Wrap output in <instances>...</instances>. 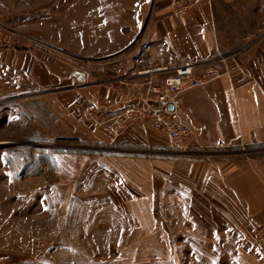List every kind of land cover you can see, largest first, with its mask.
Segmentation results:
<instances>
[{
    "label": "rangeland",
    "instance_id": "374dc122",
    "mask_svg": "<svg viewBox=\"0 0 264 264\" xmlns=\"http://www.w3.org/2000/svg\"><path fill=\"white\" fill-rule=\"evenodd\" d=\"M151 1L0 0V264H245L239 233L212 228L158 156L149 166L82 128L83 69L103 63ZM222 1L227 11L259 3ZM233 17L230 60L258 58L264 81V17ZM57 61L70 83L38 86L27 71ZM15 66L26 69L20 88ZM260 148L249 155L264 171Z\"/></svg>",
    "mask_w": 264,
    "mask_h": 264
},
{
    "label": "crops",
    "instance_id": "0c3cea01",
    "mask_svg": "<svg viewBox=\"0 0 264 264\" xmlns=\"http://www.w3.org/2000/svg\"><path fill=\"white\" fill-rule=\"evenodd\" d=\"M182 1L190 5L185 15L174 12L173 0L143 4L145 9H140L139 17L129 20L136 25L129 27L119 47L107 53V59L95 70L83 69L85 84L79 90L77 108L80 112L94 108L100 117H110L137 101L134 87L127 83L137 80L136 49L124 52L137 39L140 43L166 41L170 55L177 61L190 58L218 64L219 56L226 55L229 75L191 89L178 100L180 113L202 146L190 152L179 151L167 133L145 123L115 135L107 125L85 117L82 128L89 141L129 150L130 155L142 157L149 166L152 156H158L167 181L175 182L176 190L191 199L190 206L206 216L212 228L223 225L224 230L239 233L245 264H264L253 235L256 229L264 230V171L260 160L249 155L264 146V81L257 70L261 66L258 58L247 59L245 52L230 60L232 50L225 41L232 27L229 23L242 22L233 16L250 15L263 21L264 0L250 7L247 2L243 5L247 8L238 11H227L222 0ZM233 30L235 38L242 37L240 29L233 26ZM243 37L249 38L247 34ZM69 66L57 61L44 66V72L38 68V75L34 68L27 71L38 86L50 87L71 82ZM15 69L20 88L25 68ZM74 94L75 89H69L64 98L73 100Z\"/></svg>",
    "mask_w": 264,
    "mask_h": 264
},
{
    "label": "built area",
    "instance_id": "2783aa9c",
    "mask_svg": "<svg viewBox=\"0 0 264 264\" xmlns=\"http://www.w3.org/2000/svg\"><path fill=\"white\" fill-rule=\"evenodd\" d=\"M189 9L190 5L184 1L173 0L175 13L185 15ZM135 42L127 48L136 49L134 76L137 80H127V83L134 87L137 101L110 117H100L98 111L92 108L88 112L89 117L107 125L115 135H121L132 125L145 123L167 133L179 151L190 152L201 147L195 132L178 109V100L191 89L207 86L229 75L228 56L220 55L218 64L190 58L177 61L170 55L164 40ZM219 146L223 147L224 144L220 143ZM253 235L264 261V230L256 229Z\"/></svg>",
    "mask_w": 264,
    "mask_h": 264
}]
</instances>
